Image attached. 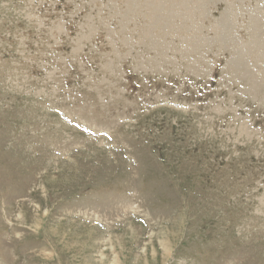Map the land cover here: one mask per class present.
Returning a JSON list of instances; mask_svg holds the SVG:
<instances>
[{
  "label": "rangeland",
  "instance_id": "374dc122",
  "mask_svg": "<svg viewBox=\"0 0 264 264\" xmlns=\"http://www.w3.org/2000/svg\"><path fill=\"white\" fill-rule=\"evenodd\" d=\"M0 264H264V0H0Z\"/></svg>",
  "mask_w": 264,
  "mask_h": 264
}]
</instances>
